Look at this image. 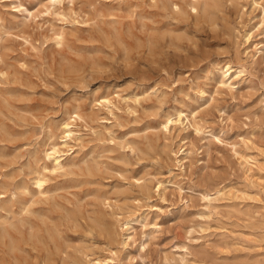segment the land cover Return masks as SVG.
I'll list each match as a JSON object with an SVG mask.
<instances>
[{"label":"rangeland","instance_id":"rangeland-1","mask_svg":"<svg viewBox=\"0 0 264 264\" xmlns=\"http://www.w3.org/2000/svg\"><path fill=\"white\" fill-rule=\"evenodd\" d=\"M192 1L0 0V264H264V12Z\"/></svg>","mask_w":264,"mask_h":264},{"label":"bare ground","instance_id":"bare-ground-1","mask_svg":"<svg viewBox=\"0 0 264 264\" xmlns=\"http://www.w3.org/2000/svg\"><path fill=\"white\" fill-rule=\"evenodd\" d=\"M60 1L61 0H50L52 5H56L57 2H60ZM254 3L258 4L259 6L262 5V10L264 12V5L261 4L260 1L254 0ZM178 7H179V5H178ZM192 7L196 11H198L199 8H200L199 0H193L192 1ZM263 19H264V15H263ZM256 26H257V24H254V25L250 26L249 28H245L244 32L242 33V36L244 37L245 43L251 44L253 42V38L255 36L254 34H255V27ZM64 38H65V35H64L63 31H58L56 33V40L58 42L63 41ZM260 43H262V45L260 47L258 46L259 47L258 48V52H262L264 50V41L261 40L256 45H258ZM245 75H246V70L245 69L234 67V66L228 64L226 66V70H224V69L222 70L221 82L223 84H226L227 81H231L232 83H240L244 79ZM96 101L99 102L102 105H104V104L107 105V104L111 103V100H110V98L107 95L101 96L100 98L96 99ZM70 118H73V119H70ZM78 119L85 120V118H84L83 114L81 113V111L78 108H76L72 113H70L68 119H65L64 121L61 122V127H60L61 128V133H62L61 135H59L55 131V129L52 128V127H48L47 129H44V131L46 132V137L44 139V150H43V152H44V156H43L44 165H42V169L44 171L50 169L51 165L53 166L54 170H57V169H60V168H65V166L67 165L68 161L73 157V153L75 152V150H74V146H72L70 144V142L81 137V132L76 130L73 127L74 125H76L75 121L78 120ZM180 120H181V113L179 115V119L174 120L173 118L168 117V120L165 123H163V124H164V126L166 128H168L170 123L176 122V121H180ZM77 132H79V135L77 134ZM183 152L184 153L185 152L188 153V151H186L185 149L183 150ZM36 183L39 185V187H42V185L44 183V179L41 176H38L37 179H36ZM159 187H161V183L159 184ZM40 190L42 191V189H40ZM122 212H123V210H122ZM101 218H103V217L101 216ZM125 218L126 219H125V221L123 223V229H125L126 231H129V232L132 233L134 228H135V226H136V224L138 222H140V218L138 216H136V215L134 217L126 216ZM101 226H102V223H101ZM56 230H55L56 232L59 231L58 229H56ZM130 236L131 235H128V237H130ZM113 261H114L113 257H109V256H104V257L90 256L89 259H88V263L89 264H111Z\"/></svg>","mask_w":264,"mask_h":264}]
</instances>
